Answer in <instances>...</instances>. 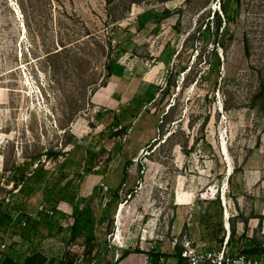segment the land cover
Here are the masks:
<instances>
[{"label": "rangeland", "instance_id": "1", "mask_svg": "<svg viewBox=\"0 0 264 264\" xmlns=\"http://www.w3.org/2000/svg\"><path fill=\"white\" fill-rule=\"evenodd\" d=\"M219 3L0 0V201L19 200L6 168L29 161L30 155H39L46 177H56L59 166L43 154L55 146L70 149L58 160L66 162L62 183L74 192L79 207L86 197L84 203L98 213V187L104 202L122 177L125 159L133 161L112 224L95 228L90 264H112L126 248L173 250L172 239L187 225L197 199L218 194L228 215L248 216L256 208L254 195L264 187V0H234L233 21L222 31L221 17L216 35L213 12L221 14ZM164 9L171 11L166 17ZM110 35L113 68L121 73L115 97H128L115 111L128 107L143 80L156 91L122 135L115 161L107 158L115 142L107 126L112 116L107 89L98 87L106 73L104 45ZM137 109L130 105L128 114ZM86 137L104 146L98 156V165L107 166L104 175L81 172L85 151L74 149L73 140ZM234 166L242 168L233 176L236 200L228 196L226 181ZM41 209L37 195L27 201L25 212L12 211L11 223L0 231L4 252L23 256L39 242L32 224L21 221L37 217ZM72 221L69 212L61 219L62 225ZM177 223H182L179 229ZM237 225L241 232L243 224ZM256 226L257 220L249 219L247 233L264 242V218L253 233ZM39 243L54 256L62 259L69 250L76 264H87L78 242L50 237ZM132 253L116 264H148L145 252Z\"/></svg>", "mask_w": 264, "mask_h": 264}, {"label": "trees", "instance_id": "2", "mask_svg": "<svg viewBox=\"0 0 264 264\" xmlns=\"http://www.w3.org/2000/svg\"><path fill=\"white\" fill-rule=\"evenodd\" d=\"M233 1L234 0H220L219 6L221 14L214 10L213 17L215 16L216 35H218L219 29L222 25L221 17L224 18L225 22L222 31L224 29L226 31L229 24L233 21L234 9L231 7ZM170 13V9H164L162 16L166 17ZM140 23L142 24V21H140ZM205 27H210L208 22L205 24ZM112 40H114L113 37L111 35L108 36L106 44L104 45L108 48L107 58L104 63L106 73L102 76L98 87L106 86L108 77L113 74L112 70L113 64H115V58L111 57L110 53L115 51V45L111 44ZM212 52L216 55L215 49H212ZM215 64L218 65V59ZM212 66L214 67V64ZM115 75H119V73L115 71ZM147 86H149L150 89H147ZM154 88L157 89V87ZM146 89L147 92L145 91ZM152 89L153 85L141 82L137 91L131 97L128 107H123L120 112L110 109L112 116L107 122V126L109 127V138H115V142L108 151L107 158L109 160L115 161L118 158L119 153L122 152L123 145L121 137L126 133V130L131 127V123L136 117L138 110L154 99L156 91ZM133 104H135L138 109L136 111L133 110L128 114L127 109ZM164 115H166V119L167 112ZM97 144H99L98 141H92V138H87V140L82 138L78 141L73 140L74 149L80 146L84 148V163L83 165L79 164V167L81 166V172L85 174L96 173L104 175L107 170L106 165H98V156L100 152L104 150V146L99 144L100 147H97ZM64 152H70V149L62 151L61 149L52 146L46 149L43 153L45 157L53 160L55 164L59 166L60 172L56 177H46L47 169L44 167V164L40 163L39 155H30L29 161H24L21 164L12 165L10 168H6L8 171L7 181L11 182L13 188L16 189L19 195V200L17 203H4V201H0V231H4V229L11 223L12 211L25 212L27 201L34 196L41 195L43 209L36 211L37 217L31 218L30 216H27L25 220L21 221V224L24 222V225H26L27 221H29L36 230L35 235L37 239H39V235L44 237H56L66 243L78 242L84 247V253L88 255L87 258L83 259L84 262L90 264V261L92 260L91 252L97 242L94 233L95 228L100 227L102 229L103 224H112L117 206L121 202L119 189L121 184L124 183L127 176V169L133 161L130 158L125 159L122 165V177L118 185L107 193L110 194V197L104 202L103 195L105 193L102 192V186L97 185L100 186L98 189L101 190L100 200L97 204V210H100L98 213L96 209L91 207V205L84 203L86 197H82L83 205L79 207L78 198L75 196L74 192L69 190L68 186L62 183L66 176V173L64 172L66 162L59 163L58 160ZM36 159L38 161H35ZM33 163H36V166L31 168ZM97 165L98 167L94 169ZM141 165L142 164H140V166ZM28 169H30V171H27ZM241 170V166H234L226 179L228 183V196L233 200L237 199V194L232 192L234 188L233 176ZM77 174L79 177L81 176L79 173ZM62 202L70 203L71 209L65 210L64 207L61 206ZM223 210L224 207L218 194L212 198L197 199L196 206L193 208L191 214V226L186 224L183 225L180 239L185 236L191 241L193 246L204 250H220L225 242V245L231 251L244 253L251 258L264 259L263 240L257 239L255 235H252L251 237L247 236V223L249 219L256 218L258 220L257 226L253 229V233H255L257 229H261L263 215L261 213H254L253 210H251L248 216L243 215L242 212L230 215L228 217L230 232L225 239ZM120 211L121 209L118 210V214ZM67 212L70 213L73 221L72 223L62 225L61 219L67 215ZM97 213L98 217L96 218V226L94 227L93 217L96 216L95 214ZM238 221L242 222L244 229L237 235L236 224ZM196 222L199 227L198 230L194 231L191 227L192 224ZM106 230L107 229H105V231ZM1 237L2 235H0V238ZM181 250V243H176L173 247L172 254L178 256V259L183 261L184 259L180 256ZM132 252H146L148 255V264H159L162 262L161 258L169 255L167 252L160 251L158 248L154 249V247L147 251H140L136 248H126L112 264H116ZM63 257L64 258L61 259L59 256H47L43 254L42 251L38 249L37 242H35L32 243L29 251L20 259H16L12 255L5 253L4 257L0 258V264H76V255L73 254V256H71L69 250L64 251ZM184 264L186 263L184 262Z\"/></svg>", "mask_w": 264, "mask_h": 264}, {"label": "crops", "instance_id": "3", "mask_svg": "<svg viewBox=\"0 0 264 264\" xmlns=\"http://www.w3.org/2000/svg\"><path fill=\"white\" fill-rule=\"evenodd\" d=\"M113 74L112 75H110L109 77H108V79H107V84H106V86L105 87H103V89H107V95H106V97H107V102H108V107L110 108V109H114V110H117V108H118V106H120L119 105V102H120V100L122 99V98H128V97H126V94L125 95H123L122 96V98L119 100V99H117V97H115V85H117L119 82H120V80H121V73L120 72H118L119 73V75H115V66H114V68H113ZM141 82H147V81H141ZM140 82V83H141ZM140 83L138 84V85H136V87H135V90H133V92H132V95H131V97L133 96V94L137 91V88L139 87V85H140ZM102 92V91H101ZM131 98H129V100H130ZM264 168V167H263ZM223 200H224V196H223ZM253 201L255 202V206H256V208H257V211H256V208L255 209H253L254 210V212H256V213H261L262 215H263V218H264V187H261V188H259V190H258V192L254 195V199H253ZM222 205H223V207H224V210H223V225H224V228H225V239L227 238V236H228V234H229V232H230V228H229V222H228V217L230 216V215H228V212L226 211V209H225V204H224V201H222ZM61 206H65L64 207V209L65 210H68V208H69V210L71 209V204L70 203H67V202H63L62 204H61ZM66 206H67V209H66ZM224 211H225V215H224ZM250 219H253V220H257L256 218H250ZM258 221V220H257ZM237 223H240V221H238ZM242 223V222H241ZM181 224L182 223H180V224H178L177 223V227H178V225L179 226H181ZM198 224H197V222L196 223H194V224H192V227H191V229H194V231L195 230H198ZM180 227H178V229H179ZM238 225L236 224V229H237V235L238 234H240L241 232H239L238 231ZM252 231H253V228L251 229ZM247 236L248 237H251V235H249L248 233H247ZM38 237H39V242H40V239H43V238H50V237H44V236H39L38 235ZM41 237V238H40ZM37 243V247H38V249L39 250H41L42 251V253L43 254H45V255H47V256H54L53 255V253H52V251H50V249H48V247H47V245H43L42 243ZM199 249V248H198ZM226 249H227V251L228 252H237V251H231L227 246H226ZM6 253V252H5ZM167 253L169 254V255H167L166 257H163V258H161V261H162V263L163 264H184V262L182 261V260H179L178 259V256H176V255H173L172 253H173V250H168L167 251ZM132 254H134V253H130V254H128L126 257H128V256H131ZM144 254V256H145V258H147L148 259V255L146 254V252L145 253H143ZM10 255H12L13 257H15L16 259H20L21 257H22V255H20V253H17V254H10ZM125 258V257H124ZM186 263V262H185ZM80 264V263H79ZM187 264V263H186ZM199 264H209V263H199Z\"/></svg>", "mask_w": 264, "mask_h": 264}, {"label": "built area", "instance_id": "4", "mask_svg": "<svg viewBox=\"0 0 264 264\" xmlns=\"http://www.w3.org/2000/svg\"><path fill=\"white\" fill-rule=\"evenodd\" d=\"M1 134V133H0ZM3 139L0 136V151L2 150ZM1 159V152H0ZM0 164V172H1ZM2 184V182H0ZM104 190H108L107 186L103 187ZM187 225H191V214L187 217ZM24 225L25 223L22 222ZM181 230L173 237L172 246L179 242L182 245V250L180 256L184 259L187 264H199V263H209V264H264L263 258H251L241 252H228L226 249L225 242L221 246L220 250H204L198 249L191 244V241L185 236L180 239ZM6 243H0V258L4 257Z\"/></svg>", "mask_w": 264, "mask_h": 264}, {"label": "water", "instance_id": "5", "mask_svg": "<svg viewBox=\"0 0 264 264\" xmlns=\"http://www.w3.org/2000/svg\"><path fill=\"white\" fill-rule=\"evenodd\" d=\"M127 73L129 72V70L126 71ZM224 215H225V211H224Z\"/></svg>", "mask_w": 264, "mask_h": 264}, {"label": "bare ground", "instance_id": "6", "mask_svg": "<svg viewBox=\"0 0 264 264\" xmlns=\"http://www.w3.org/2000/svg\"><path fill=\"white\" fill-rule=\"evenodd\" d=\"M224 148V147H223ZM225 151V149H223ZM231 171V169H229ZM213 192V191H212Z\"/></svg>", "mask_w": 264, "mask_h": 264}]
</instances>
